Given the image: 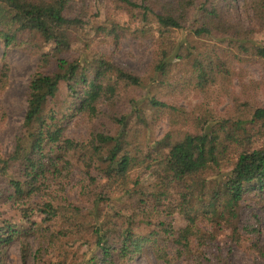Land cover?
Wrapping results in <instances>:
<instances>
[{"label": "trees", "instance_id": "16d2710c", "mask_svg": "<svg viewBox=\"0 0 264 264\" xmlns=\"http://www.w3.org/2000/svg\"><path fill=\"white\" fill-rule=\"evenodd\" d=\"M89 1L0 0L3 57L13 47L37 55L19 133L11 151L0 153L7 186L0 196L20 209L18 220L0 219V261L18 238L25 262L32 236L35 264H131L148 252L160 264H231L230 248L211 245L207 233L235 226L245 196L264 191V148L252 146L264 132V106L235 96L239 113L232 119L210 104L228 93L234 62L264 60V43L240 36L264 30V0H244L252 11L248 30L234 16L237 0H124L135 27L109 18L94 24L86 18ZM128 32L153 40L144 74L97 47ZM47 44L50 50H43ZM69 51L76 54L61 55ZM194 52L192 89L204 99L195 113L153 92L167 84L173 60ZM147 110L168 120L157 139L147 134ZM74 116L85 121L84 134L49 135L50 123ZM185 126L198 133L187 134ZM216 142L234 158L193 156L191 144ZM160 168L170 172L166 195L142 181ZM74 169L72 200L66 187ZM53 219L61 221L57 229L43 226ZM251 245L264 261V244Z\"/></svg>", "mask_w": 264, "mask_h": 264}, {"label": "rangeland", "instance_id": "374dc122", "mask_svg": "<svg viewBox=\"0 0 264 264\" xmlns=\"http://www.w3.org/2000/svg\"><path fill=\"white\" fill-rule=\"evenodd\" d=\"M235 17L242 24L244 30H248L251 25L252 11L244 0H237ZM124 0H91L88 2L87 15L94 24H104L106 19H112L120 24H127L130 27L138 25L137 21H132L129 9L126 8ZM233 16V17H234ZM235 20V18H233ZM132 29V28H131ZM250 37L264 43V30H255L253 33L241 32L240 36ZM117 65L131 69L137 73L144 74L146 67L152 60L153 40L150 38L136 37L132 32L120 38L115 43L112 39L102 40L97 46ZM51 45L42 47L43 50H50ZM190 58L173 60L171 70L167 76V84L153 88V92L174 105L187 112L195 113L202 103V92L193 90V73L191 61L196 52ZM74 51L61 54L66 57H73ZM37 55L29 53L25 49L11 48L7 55L3 57V44L0 41V72L7 65L0 81V153L11 151L15 142V137L19 129L26 110L27 84L36 68ZM234 75L231 84L228 86V93L222 94L219 102H211L210 106L215 107L218 115L224 117L238 116L235 96L237 101L249 102L251 105L264 106V60H252L250 62H234L232 65ZM238 107V106H237ZM147 134L149 139H157L168 130L167 118L161 113L146 111ZM186 127V126H185ZM188 128L187 134L198 133V129ZM49 135L57 139L62 135L79 136L86 131V123L79 116L65 119L60 123H50L47 127ZM186 133L178 140L182 141ZM185 140V139H184ZM254 148H264V132L257 133L252 138ZM193 156L200 160L219 159L222 163L234 158V152L225 149L218 142L208 143L198 148L191 144ZM143 183L152 187L160 194L166 195L170 172L165 168L158 169L154 174H143ZM79 171L74 169L71 179L66 187L67 195L70 199L77 198L78 190L76 181ZM7 187L6 183L0 179V190ZM6 189V188H5ZM8 191V190H7ZM1 192V191H0ZM37 202L42 198H34ZM239 218L235 221V226L221 227L218 233H207L208 241L213 246H219L221 250L230 248L229 259L231 264H264V261L256 253L251 243L257 241L264 244V191L251 192L238 208ZM20 209L17 204L7 198L0 196V219L18 220ZM39 219V216L35 217ZM177 220L176 224H181ZM61 221L53 219L43 224L49 229H57ZM204 227V225L202 224ZM209 230L210 227L207 225ZM30 251L25 262L20 257V239L16 238L3 248L0 264H35L33 254L35 241L32 236H28ZM71 251L73 249H70ZM203 255L210 256L209 250L202 247ZM71 255V254H70ZM46 264V263H39ZM49 264V263H48ZM131 264H160L151 252L138 256Z\"/></svg>", "mask_w": 264, "mask_h": 264}]
</instances>
